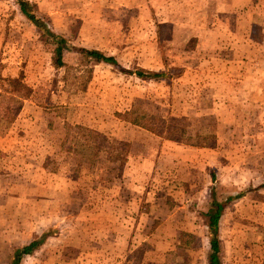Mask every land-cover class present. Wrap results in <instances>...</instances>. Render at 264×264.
Instances as JSON below:
<instances>
[{"label":"rangeland","instance_id":"rangeland-1","mask_svg":"<svg viewBox=\"0 0 264 264\" xmlns=\"http://www.w3.org/2000/svg\"><path fill=\"white\" fill-rule=\"evenodd\" d=\"M27 1L66 50L0 0V264H210L213 200L219 264H264V0Z\"/></svg>","mask_w":264,"mask_h":264},{"label":"trees","instance_id":"trees-1","mask_svg":"<svg viewBox=\"0 0 264 264\" xmlns=\"http://www.w3.org/2000/svg\"><path fill=\"white\" fill-rule=\"evenodd\" d=\"M18 3L20 6V10L25 15V17L28 20H30L42 34L47 35V37L55 41L56 43L55 53L57 55L55 62L61 64L62 53L66 50L65 39L55 34V32H53L48 27V25L44 22V20L43 19L41 20L38 17L37 13L33 9H28V7L30 5L32 6V4H30L27 0H18ZM82 52L88 57L95 58V60L97 61H105V62L114 61L113 58L105 56L96 50L83 49ZM137 74L142 76L140 72ZM0 86L4 89V94H2V98L0 100V114L4 112V108L7 105V103H15L16 108L14 110V113H17L22 106V102L26 98H28L31 94V88L25 82L24 76L22 75L16 77H7V78L0 76ZM15 95L18 96L16 97V102H15ZM2 103L5 104V106H2ZM212 205L213 206L209 208L208 213L206 215L208 216L209 226L212 230V235H213L210 240V247L212 249V252L209 255V263L219 264V260H218L219 242L216 237V234L218 231V221L221 215L220 211L223 207V204L214 201L212 202ZM45 237H46V233H43L31 239L29 242L15 246L11 254L10 264H19L22 256L25 254L33 253L35 249H37L43 243Z\"/></svg>","mask_w":264,"mask_h":264},{"label":"crops","instance_id":"crops-1","mask_svg":"<svg viewBox=\"0 0 264 264\" xmlns=\"http://www.w3.org/2000/svg\"><path fill=\"white\" fill-rule=\"evenodd\" d=\"M263 46H264V37H263L262 41H259V98L262 99L259 104H262L264 102V70H263L264 69V47ZM261 185H264V180H263V182H261ZM214 199H215V197H214ZM214 201L218 202L217 200H213V202ZM25 255H27V254H25ZM21 260H22V258H21ZM21 260H20V262H21Z\"/></svg>","mask_w":264,"mask_h":264}]
</instances>
